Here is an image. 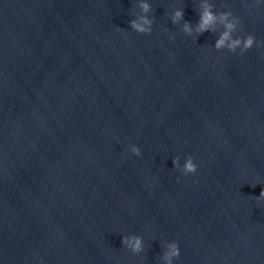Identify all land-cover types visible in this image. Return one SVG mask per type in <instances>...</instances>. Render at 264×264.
I'll return each instance as SVG.
<instances>
[{
	"label": "water",
	"instance_id": "water-1",
	"mask_svg": "<svg viewBox=\"0 0 264 264\" xmlns=\"http://www.w3.org/2000/svg\"><path fill=\"white\" fill-rule=\"evenodd\" d=\"M139 2L0 0V264H264V47L183 31L264 42V0Z\"/></svg>",
	"mask_w": 264,
	"mask_h": 264
},
{
	"label": "clouds",
	"instance_id": "clouds-1",
	"mask_svg": "<svg viewBox=\"0 0 264 264\" xmlns=\"http://www.w3.org/2000/svg\"><path fill=\"white\" fill-rule=\"evenodd\" d=\"M259 4L260 0H256ZM141 14L135 19L130 21V28L138 34L151 35L153 19L149 18V13L152 12L151 5L146 0H140L138 3ZM202 11L199 13V21L195 27L192 28L191 24L185 22L183 25V31L191 36L193 32L197 36L202 35L208 31H215V25L219 21L224 26V31L221 33L219 39L216 41L215 48L217 50L227 49L228 52L235 53L237 49H240V55H244L253 46L264 47V42L257 43L256 39L252 35L247 37H235L234 33L237 32L240 20L236 18L231 11L221 12L219 15L212 11V5L209 3L202 4ZM183 9L176 10L170 20L173 24H178L183 19ZM173 39V36L169 37ZM131 153L136 156H141V150L135 145L130 146ZM179 157L173 159V166L179 169L185 176L189 174H195L197 171V165L194 163L191 156L186 158V161L181 168L179 163ZM257 202L264 201V190H262L258 197ZM122 246L127 248L132 254L139 255L144 252L143 239L136 235L123 236ZM167 251L163 256L164 264H173L175 259L180 257L179 245L176 242H171L166 245Z\"/></svg>",
	"mask_w": 264,
	"mask_h": 264
}]
</instances>
